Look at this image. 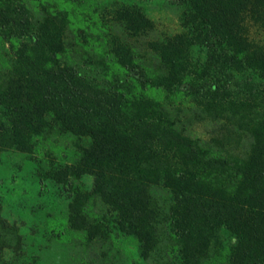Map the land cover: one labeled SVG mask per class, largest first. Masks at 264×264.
<instances>
[{
	"label": "trees",
	"instance_id": "16d2710c",
	"mask_svg": "<svg viewBox=\"0 0 264 264\" xmlns=\"http://www.w3.org/2000/svg\"><path fill=\"white\" fill-rule=\"evenodd\" d=\"M171 3L182 11L183 31L149 43L158 65L151 68L130 44L103 35L86 0H0L9 57L0 78V153L29 155L39 175L71 189L66 217L53 223L56 239L114 232L149 252L163 223L173 264H264V87L240 103L231 90L236 75L264 82V40H251L247 30L250 21L264 29V0ZM117 19L131 32L146 22L133 7ZM68 30L77 48L68 45ZM85 53L80 63L72 59ZM203 78L212 80L208 99L245 122L252 138L245 157H226L173 120L166 98ZM53 135L85 143L63 163L53 157ZM83 177H91L90 190ZM154 187L170 197L162 219ZM94 198L106 214H91Z\"/></svg>",
	"mask_w": 264,
	"mask_h": 264
},
{
	"label": "rangeland",
	"instance_id": "374dc122",
	"mask_svg": "<svg viewBox=\"0 0 264 264\" xmlns=\"http://www.w3.org/2000/svg\"><path fill=\"white\" fill-rule=\"evenodd\" d=\"M89 10L95 9L102 19L103 35L108 39L117 37L130 44L138 53L143 66L156 68L157 61L149 48L151 41H164L183 31L182 11L171 0H86ZM133 7L145 18V24L136 32L126 28L117 19L118 11ZM147 18L151 25L147 28ZM248 36L255 42L264 40V29L255 22H248ZM66 41L71 49L74 38L66 31ZM77 48V47H76ZM81 52V50H79ZM7 46L0 42V78L6 73L9 57ZM72 58L82 62L87 54H75ZM199 56V55H198ZM204 63L205 56H199ZM87 69V67L85 68ZM239 86H231L237 103L246 101L248 95L259 93L264 82L252 74L236 75L233 79ZM245 83H250L252 92ZM212 80H194L193 85L182 89L183 93L166 98L173 120L179 129L191 138L205 142L212 149L228 158L245 157L252 144V138L245 122L208 99L206 89ZM204 87V89H200ZM200 89L199 92L196 90ZM257 101H254L256 104ZM57 152L53 153L59 162H68L84 139L53 135ZM42 169V168H41ZM29 155L15 150L0 153V264H173L172 242L166 234L163 223L158 225V241L147 252L137 238L110 235L85 241L81 236L56 239L52 232L53 223L66 217L71 201L69 186L56 183L39 175L41 170ZM41 173H43L41 171ZM80 184L90 190L91 177H83ZM160 218L167 213L169 194L161 187L150 189ZM91 214L101 216L107 213V206L94 198L88 203ZM213 260L212 264H221Z\"/></svg>",
	"mask_w": 264,
	"mask_h": 264
}]
</instances>
